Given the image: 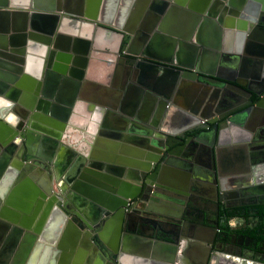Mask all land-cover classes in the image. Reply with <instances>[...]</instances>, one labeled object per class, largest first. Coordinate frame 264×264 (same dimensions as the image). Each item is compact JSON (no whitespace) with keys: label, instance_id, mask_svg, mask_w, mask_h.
Masks as SVG:
<instances>
[{"label":"water","instance_id":"water-1","mask_svg":"<svg viewBox=\"0 0 264 264\" xmlns=\"http://www.w3.org/2000/svg\"><path fill=\"white\" fill-rule=\"evenodd\" d=\"M226 1L236 10L230 12L232 16V20L228 19L230 23H244L238 24V28L249 32L254 30L255 33L264 37V0H46L47 5H43L42 0H0V143L4 142L2 145L12 154L17 147L21 148L20 153L23 151L22 156L17 157L13 162V167L7 172L10 173L6 175V184L0 189V218L3 215H13L15 218L12 221L14 224L17 222L16 217L19 216V211L12 210L10 207L17 208L14 202L17 201L16 196L21 194L26 202L29 199L31 203H35V207L31 208L32 206L29 207L31 203L28 201L25 207L21 208L29 219L40 216L43 221L49 215L54 216L58 213L69 226L81 231L89 229L94 233L87 232L83 237L80 236L82 234H75V240L70 247H65L63 240L58 246H54L55 242L51 243L46 238L43 239L42 241L45 240L44 242L47 243L40 241L39 247L54 251V258L49 263L46 257H43L45 259L42 258L40 264H72V260L78 257L79 249L84 254L82 261L90 252L92 256L99 253L102 255L104 251L108 254L109 245L115 251L118 247L123 251L126 250L124 240L132 231L129 225L132 224L133 212L127 209L130 200L135 196L132 195V184L140 186V191L143 189L141 180L146 179L148 173L156 168L164 146L163 140L152 133L154 136L152 140L143 138L133 140L132 145L137 149L134 152L135 157L115 149H108L107 155L101 156L102 159H100L98 158L100 153L96 152L97 141L93 139L87 155L80 154L64 142L72 114L82 108L83 100L79 98V91L85 74L84 69L92 54L103 51L104 46L99 38L102 30L110 35H119L124 41L118 47L110 48V53L119 56L120 61L125 58L129 64L131 63V81L133 74L141 72L138 70L142 66L148 69L153 68V70L159 67L167 68L189 81L202 79L198 77L199 73L212 77L206 80V83L216 88L212 99L215 104L213 108L206 101L210 90H204L201 99L198 97L201 101L199 100V109L194 111L196 116H189L190 118L185 116L188 122L182 126L169 130L163 127L162 130L154 128L158 129L154 132L162 135L166 133L168 139L176 137L180 143H183V139L178 137H183L185 132L202 128L204 132L199 134L196 140L201 142L204 138L212 139L209 153L213 165L212 189L217 200L227 202L225 200L229 193L227 188L232 187L235 190L230 193V196L235 198L239 193L245 194V200L233 205L227 204L229 205L227 208L264 206V197L261 196L264 192V169H252L248 154L245 155L248 158L247 168L246 170L241 168L244 161L239 156L248 151L249 147H246L245 143L252 141L258 134H264V97L255 105L248 100L250 95L260 96L264 92V70L260 67L261 64L253 60L254 63L258 62L254 68L249 66L246 68L245 72L253 73L252 81L246 82L240 78L242 74L239 77L223 76L222 73L213 70L212 65L209 68L205 59V54L209 52L206 51L203 55L201 54V60L195 70L193 66H187L184 62H167L169 65L186 68L184 71L176 70L171 66L165 67L163 63H159L162 59L154 57L155 50L152 44L155 37H166L171 42L169 46L171 51L173 46L174 48L186 46L183 40L188 39V35L183 38L170 31L167 36L158 32L163 30V26L172 17L171 14L166 15L164 19L161 17L160 13L165 6L181 11L183 22L190 24V31H192L201 16L206 17L205 20L215 18L217 13L214 11L225 8L223 5ZM120 3L122 6H119ZM186 6L188 9L185 8ZM148 7L154 8L155 12L149 13ZM115 10H118V15L114 16ZM243 10L248 15L240 14ZM226 11L223 9L219 15V23H222ZM129 12H132V15L130 23H127L124 19ZM239 18L244 21H237L236 19ZM232 61L237 62V60ZM70 76H74L77 80L71 81ZM147 80L146 85L153 87L158 96H161L158 100L150 98L148 111L153 107L152 105H158L161 112L164 110L170 115L176 114V108L173 106L176 104L173 100L176 87L168 85L161 91L159 85V91L153 78L149 77ZM19 88H27L31 93L29 96H23ZM140 94V91L131 84V88L122 100L121 110H119L122 114L119 113V116L125 115L131 120L132 113L128 111V108L130 105L132 109L136 108ZM42 110L46 115L51 114L60 121V124L52 125L57 128L56 133H53L54 130L45 128L44 125L48 121L38 114ZM95 111L100 112L102 116L106 114V117L113 112L103 108ZM39 118L41 123L34 124ZM51 124L48 123L46 126ZM123 130L124 126L116 132ZM46 133L53 138L51 142L48 141ZM87 133V136L91 135ZM146 134L148 138L151 136V133L147 131ZM112 135L119 136L118 133L116 135L112 133ZM92 136L97 138L93 133ZM45 145L53 153L62 149L67 150L72 156L80 157L82 161L79 159L78 169L72 174L70 182L66 178H61L63 172L59 171L56 165V168H52L54 163H52V157L43 152ZM183 148L185 146H180V149ZM231 151L238 153V157L234 156L236 158L233 160L228 158L226 153ZM175 154L177 155L176 151L170 156L173 158ZM174 160L177 159L174 158ZM230 160L235 162V168L227 172L223 167ZM190 167L192 168V165ZM2 168L0 166V178ZM238 168L241 169L238 170ZM178 171L187 173L181 168ZM241 173L244 175H240ZM36 177L41 178L38 190L35 193L31 191L28 193L29 185L32 183L30 179ZM75 193L91 199L98 205L97 209L95 206L96 215L91 217V221L82 220L84 227L80 223L77 224L78 218H82L81 215L70 209L68 205ZM28 214L32 217L30 218ZM42 223L41 221L38 223L39 227ZM2 224L5 229L13 225V223H2L0 219V231ZM26 227L28 229L30 226L26 225ZM109 228L114 231L110 243L104 236ZM56 230L59 232L60 228ZM213 232L215 235L216 232L214 230ZM29 234L37 233L29 232ZM191 243L197 242L193 240ZM209 244L211 246L198 243L201 259L197 263L222 264V258L217 256L221 249L216 246L217 244L213 245L212 241ZM24 245L29 247L27 240ZM260 250L264 251V249ZM247 253L250 252L247 251ZM22 254L28 257V259L22 257L24 262L36 263V254L32 256L27 252ZM11 255L12 253L6 255V261L3 260V262L0 258V264H8ZM1 256H3L2 253ZM255 256L259 258V261H252L253 264H264V260L258 254ZM233 260L235 259L231 261ZM245 263L248 264V261Z\"/></svg>","mask_w":264,"mask_h":264},{"label":"crops","instance_id":"crops-1","mask_svg":"<svg viewBox=\"0 0 264 264\" xmlns=\"http://www.w3.org/2000/svg\"><path fill=\"white\" fill-rule=\"evenodd\" d=\"M45 1L46 0H42L43 5H47ZM119 6H122L121 3ZM147 11H149V13H152L155 12V9L152 7H148ZM168 14L172 15V17H170L171 20L163 26L164 31L160 30L158 32L162 33V35L164 36H167L168 32L170 31V33L183 36V38L186 35H188L189 37L190 32L192 31H190V24H185L183 22V13H181V11L179 10L175 11L174 9H169L168 6H165L160 15L164 19ZM115 15H118V10H115L114 16ZM131 15L132 12H129L124 21L130 23ZM170 37L173 38V36ZM99 38L101 39V44L104 46L103 51L99 52L98 54H92L86 65V69H84L85 74L82 80V86L79 91V98L81 97V99L83 100L81 102L82 111L76 110L77 114H72L73 116L68 125V133H70V136L75 140L79 139V135H87V132H89V134L91 133V135L87 137L92 138L94 141H97L98 147L96 149V152L100 153V157L98 156V158L102 159L103 155H107L106 150L108 149H115L119 152L129 154L131 155V157H135L134 155L136 154L134 152L137 149L132 145L134 139L143 138L152 140L154 138V136H152V133L153 135L161 138L162 134L154 132L155 130H158L154 128H159L160 130H162L163 127V129L169 130L170 128L186 124V122H188V118L185 120V116H196L194 111L199 109V100L201 99V94L202 92H204V90H210L208 100L206 101L207 104H210V107H214L215 104L213 103L212 99L214 93L216 92L215 87H213L212 85H201L197 80H184L181 78V75L178 76L167 68L159 67L153 70V68L148 69L146 68V66H142V68L140 67V69L138 70H141V72H136L135 74H133L131 81V65L125 63V61L120 62V60L119 63H117L115 59L118 56L110 53V48H116L120 45V43H123V40H121V36L119 37V35L114 34L110 35L102 30L100 32ZM188 44L189 45L187 47L185 46V49H182V47L180 46H175V48L173 46V50L171 51L169 50L171 42L167 40L166 37H155L152 44L155 50L154 57L162 59L159 63H163V66L166 65L165 63L170 61H173L175 63L189 62V58L191 57L192 63L196 65L198 61L197 52L191 50L189 41ZM184 50H186L187 52ZM189 54H191V57H189ZM206 62L209 64V68L210 65L213 66L212 61ZM139 76L141 79L140 81ZM144 77L153 78L155 80V83L157 84V89L159 91L160 87L161 91H163L166 87H168V85L176 87L174 93L175 97L173 99L175 101L174 103H176L173 104V106H175L176 108L175 111H177L176 114L170 115L169 113L164 112V110L163 112H161L160 109H158V105H152L153 107L151 106L152 108L150 109V111H148L147 106L150 98L153 97L158 100L161 96H158L155 90L152 89L153 87L150 88L148 85H146L148 84V78ZM70 80L75 81L77 79L74 76H70ZM131 84L134 85V87L137 88V90H139L141 94L140 99L137 100L136 108L132 109L131 105L128 108V111H131L132 113L131 121H129L125 115L119 116V113L122 114L121 111L119 112V110H121L120 106H122V100L128 93L129 88H131ZM19 90H21L23 96H29V93H31L27 88H19ZM117 105H119L118 108ZM101 108H103L104 110H112L113 112L107 117L106 114H103L102 116L100 112L95 111L97 109L100 110ZM42 112L37 113L40 117L46 119L49 124L52 123L51 126H46L48 124L46 123L44 125L45 128L49 129L50 131L54 130L53 133H56L55 131L57 128L52 127V125L60 124V121L51 116V114L46 115L45 111L43 110ZM147 112L149 113L147 116H145ZM40 119L41 118L36 119L34 124L39 125L41 123ZM123 126V131L116 132L117 129ZM137 127H139L140 129ZM146 131L148 133H151V136H149V138L146 134ZM92 133L97 137L96 139L92 136ZM112 133L115 135L116 133H118L120 137L113 136ZM45 135H47L48 141L51 142L53 138L51 136H48V133H46ZM3 143L4 142L0 143V166L3 167L1 172L2 176L0 178V189L1 187H4L3 185L6 184V175L10 173L7 172L10 171L13 167L11 166V161L13 159L12 152L4 147L2 145ZM36 145L38 149L39 141L36 142ZM50 151L51 150H49V148H47V146L45 145L43 152L52 157V163L54 162L52 168L54 169L57 166L59 171L63 172L61 174V178H66V180L70 182L72 174L76 173V170L78 169L80 157L72 156V154H70L67 150L63 151L62 149L58 152L55 151L56 153ZM30 180H32V183L31 185H29L28 193H30V191L32 193H35L38 190L41 178L36 177L35 179L31 178ZM227 190L229 192L228 194H230L235 189H233L232 187H228ZM244 195L240 194L241 201L245 200ZM261 196L264 197V192ZM16 197L17 201H15L14 203L17 204V208L10 207V209H16L19 211V216L16 217L17 222L14 224V222L12 221L15 218L13 215H3L0 218L2 223H13V225H11V228L8 227L6 229L3 224L1 225L2 229L0 231V254L2 253L3 256H1L0 258L2 262L3 260L6 261V255L12 253L8 264H40L43 257H46V259L50 263L54 258V251L51 252L45 250V248L39 247V244H41L40 241H42L43 239L46 238L51 243L55 242L54 246H58L59 242L63 240L64 246L70 247L75 240V234H82L80 235L81 237H83V235L87 232H91V234H94L89 229L81 231L74 228L73 226H69V224L65 223L64 220H62L61 216L58 213H55L54 216L52 214L49 215L43 221L42 217L40 216H34L32 219H29L25 216L26 214L21 209L25 207V204L29 201V199L26 202L21 194L17 195ZM29 203H31V201H29ZM69 203L70 204L68 205H70V209L75 210V212L79 213L82 217L78 218L79 221H77V224L83 223V219L86 221H91V217H93L94 214L96 215V209L98 208V205L87 197H84L82 195L80 196L75 193ZM30 206H32L31 208L35 207V203H31L29 207ZM95 206H97L96 209ZM60 212L63 213L62 210H60ZM28 215L30 218L32 217L30 216V214ZM40 221L43 223L39 227L38 223ZM22 223L24 225H22ZM26 225L30 226L28 227L29 230L26 229ZM56 228H60V231L57 232ZM77 231H80L81 233ZM29 232H36L37 234L30 235ZM127 235L128 236L125 237L124 240L126 244V250L123 251L120 247H118V250H116V253H118L119 255V264H181V257L184 252L180 244L167 241H155L143 235L132 234V232H129V234ZM104 236L106 241L110 243L114 236V231L109 228V230H106V232L104 233ZM26 240L27 243H29L28 248L25 247V245L23 246ZM44 241L42 242L46 244L47 242ZM110 248L111 246L109 245V249ZM79 250L77 251L78 260L77 258H75L74 261L72 260V264H107L106 253L102 255L99 253L96 256H92V253L90 252L86 257H84L82 261L84 254ZM188 251L191 257L190 261L197 262L201 259L199 256V245L193 244ZM26 252L27 254L29 253L30 256L36 254V263H26L23 261L26 258L28 259V257H25L26 255L22 254H26ZM217 256H220L222 258V264H247L245 263V261H248V264H253L252 261H259L254 253L243 254V257L240 254H237L235 257L231 254L226 253L225 251H221L217 254ZM22 257L24 259H22ZM44 259L45 258H43V260ZM232 259H235L233 260L235 262L231 261Z\"/></svg>","mask_w":264,"mask_h":264},{"label":"flooded vegetation","instance_id":"flooded-vegetation-1","mask_svg":"<svg viewBox=\"0 0 264 264\" xmlns=\"http://www.w3.org/2000/svg\"><path fill=\"white\" fill-rule=\"evenodd\" d=\"M223 6L225 8L214 11L217 13L215 18H207L205 20L204 18L206 17L201 16L199 21H196L188 39L183 40L186 47L189 45V41L191 50L196 51L198 55L196 65L191 61V54H189V57H191L189 58L190 61L184 62V64L193 66L195 70L201 60V54L203 55V52L206 51L209 54H205V59L213 62L211 67L216 72L229 77H239L242 74L240 78L243 81H252L251 76L253 73L248 74L245 70L248 66L254 68L258 62L261 64L262 70H264V37L255 33L254 30L249 32L245 29H239V23H230L229 20H232L230 12H235L236 10L230 7L227 1L224 2ZM223 9L227 11L222 23H219L218 18ZM240 14L248 15L245 10L241 11ZM236 20L244 21L241 18ZM243 24L240 23L239 25ZM182 49H185V46ZM230 58L237 60L238 63L230 61ZM119 59V56L116 57L117 63H119ZM122 59L124 60L120 62L125 61V63H128L125 58ZM253 60L258 62L254 63ZM170 62L175 63L173 61ZM168 66L175 67L176 70L181 71L186 69L167 63L165 67ZM198 77L202 78L197 80L199 84L210 85L206 83V80L211 79V76L199 73ZM263 97L264 92L260 96L250 95L248 100L255 105ZM127 119L131 121L130 118ZM67 131L64 142L72 146L80 154L87 155L91 149L92 138L90 139L86 134H82L79 135L78 140H75ZM202 132H204L202 128L185 132L183 137H178L183 139V143H180V140L178 141L176 137L168 139L166 133L159 138L163 140L164 146L156 168L148 173L146 179L141 180L143 184L141 191L140 186L132 184V195L137 196L132 197L130 205L127 206V209H131L133 212L132 224L129 225L132 227V231H129L132 234L143 235L155 241L180 244L184 252L181 257V264H198L190 261L191 257L188 250L193 244L198 245V243H205L211 246L209 244L211 241L213 245L217 244L216 246L221 251H225L232 256L236 257L237 254H246L249 251L250 254H258L264 260V251L260 250L264 249V243L262 242L261 245L257 244V240L248 237L245 233L246 231H242L248 227L257 226L258 219L254 211L247 210L248 214H246L244 211L246 208L243 207L227 208L229 206L227 204L233 205L241 202L240 193L235 198H231L230 194H228L227 198H225L227 202L218 201L216 198V194L212 189L213 173L211 170L213 165L209 153L212 139L204 138L201 142H198L196 138ZM190 138L194 139L191 140ZM244 145L249 148L247 153L239 154L244 161L241 164V168L246 170L248 156L249 162L252 163V169H264V134H258L252 141H248ZM180 146H185V148L180 149ZM19 150L21 148L17 147L12 154L11 166L17 157L22 156L23 151L20 153ZM175 151L177 155L175 154L172 158L170 155ZM34 154L37 155L35 151ZM246 154L248 155L245 156ZM226 155L232 160L238 157V153L235 151L226 153ZM174 158L177 160L175 161ZM190 165H192V168ZM234 166L235 162L230 160L229 163H225L223 169L231 172L230 170L235 168ZM177 168H181L182 171L185 170L189 174L180 173ZM241 168H238V170ZM240 175L244 174L241 173ZM166 181L168 183H165ZM81 224L84 227V224ZM213 230L216 232L215 235H213ZM193 240L197 243L192 244ZM104 253L107 255V264H119V255L114 249H111L108 254L106 251Z\"/></svg>","mask_w":264,"mask_h":264},{"label":"trees","instance_id":"trees-1","mask_svg":"<svg viewBox=\"0 0 264 264\" xmlns=\"http://www.w3.org/2000/svg\"><path fill=\"white\" fill-rule=\"evenodd\" d=\"M247 210L254 211V214L258 219L257 220L258 224L255 227H251V228L248 227L246 229H243L242 231H246L245 233L247 234L248 237L254 238L255 240H257V244L259 243L261 245L262 242L264 243V206H253L246 208L244 210L246 214H248ZM246 214L244 215L246 216Z\"/></svg>","mask_w":264,"mask_h":264}]
</instances>
